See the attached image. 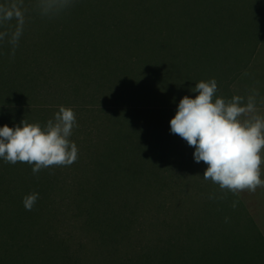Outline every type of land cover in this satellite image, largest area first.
Returning <instances> with one entry per match:
<instances>
[{
	"label": "rangeland",
	"instance_id": "rangeland-1",
	"mask_svg": "<svg viewBox=\"0 0 264 264\" xmlns=\"http://www.w3.org/2000/svg\"><path fill=\"white\" fill-rule=\"evenodd\" d=\"M13 4L23 13L22 25L15 16L0 17V94L8 80L16 81L19 91V120L8 126L26 119L44 127L60 106L71 108L76 126L69 139L77 145L78 158L70 166L37 174L27 163H7L9 172L1 169L4 187L8 183L15 189L10 191L13 198L38 193L32 211L40 208L37 218L17 208L4 221L6 208L0 204V253L6 262L122 264L177 238L178 250L192 248L186 212L198 188L181 176L188 159L175 160L173 181L163 182V191L160 180L149 183L140 174L129 186L114 181L124 185L125 169L141 167L142 158L156 157L146 159L149 166L162 163L155 151L168 154L170 142H178L170 121L183 97L198 95L191 91L196 83L215 79L216 97L231 99L235 79L260 44L264 0H73L51 16L40 13L37 0H0L2 7ZM18 29L21 35L13 44ZM196 165L197 177H202L207 165ZM164 166L169 169L171 163ZM100 178L107 182L104 194ZM233 196L242 206L235 216L241 220L244 247L259 249L264 264L258 233H264V187ZM203 199L195 198L201 200L195 214ZM115 214L124 221L121 235L112 231ZM226 237L209 247L216 250L219 264L230 257L223 245L232 242L231 227Z\"/></svg>",
	"mask_w": 264,
	"mask_h": 264
},
{
	"label": "clouds",
	"instance_id": "clouds-1",
	"mask_svg": "<svg viewBox=\"0 0 264 264\" xmlns=\"http://www.w3.org/2000/svg\"><path fill=\"white\" fill-rule=\"evenodd\" d=\"M73 0H37L36 8L45 16L57 15L70 7ZM23 23V13L13 4L0 6V17H13ZM21 31L13 36L15 44ZM195 98L183 97L176 115L170 121L171 133L195 148L194 159L207 165L205 180L217 184L221 191L233 194L264 187V113L257 107L253 93L246 99L234 96L230 100L216 97L215 79L200 81L191 89ZM264 104V100H261ZM76 126V115L71 108L60 106L53 119L42 127L26 119L14 128L0 127V159L6 163L32 165L33 174L55 166H70L78 158L77 145L70 141ZM38 193L23 198L25 210H33ZM235 207V204H233Z\"/></svg>",
	"mask_w": 264,
	"mask_h": 264
},
{
	"label": "trees",
	"instance_id": "trees-1",
	"mask_svg": "<svg viewBox=\"0 0 264 264\" xmlns=\"http://www.w3.org/2000/svg\"><path fill=\"white\" fill-rule=\"evenodd\" d=\"M263 38H264V29L261 35L260 42L263 40ZM257 48L255 49L257 50ZM176 80H179V77H176ZM15 84H17L16 81L10 83V81L8 80V83L6 82L3 90L1 91L0 127L3 126V123L7 125H13L12 123H16L19 120L17 114L20 113V109L15 107L16 105H18V103H15V99H18L16 95H18L19 91H18V87H16L15 90L14 88ZM182 88H184V84ZM13 92H15L13 96L14 101L9 102L8 100L10 99V96H12L11 93ZM174 92L177 91L175 90ZM231 98H233L232 93H231ZM172 136L173 138H176L178 141L176 144L170 142L171 144L170 146L174 150L172 149L168 150L167 148L168 154L167 152L165 153L162 150L155 151L157 158L160 159L162 162L158 166H155L153 164L150 166L147 165L146 159L149 158V161L156 159V157L150 155L148 158L147 157L144 159L142 158L141 167L136 168L130 164L131 167L129 168V170L125 169L124 171L125 175L123 176V179H125L126 181H122L124 185L120 184L121 181L119 180L118 182L117 179L115 181L114 179L111 181L112 182L114 181L117 185L119 184L121 187L129 186L131 185V182H133V179L137 177L136 175L140 174L143 176L142 180L144 181L146 179V181L149 183H150V179L160 180L158 181L160 182V184L158 183V187L161 188L163 191L164 190L163 188L167 187L164 184L167 182L166 180H169L170 183L173 181L174 178V175L172 173L173 168L175 167L176 163H178L175 162V160L178 159L179 161H181L183 159H188L190 162L187 163L186 165L187 170L181 176L182 178H188V182L191 183L193 189L198 188L196 191L197 193H195V191L193 192L198 195L194 194V197L189 199L190 204L191 203L192 204L186 212V219L187 221L191 222L189 225L190 235H187V239L192 241L193 247L186 248L185 246V247H181L180 250H178L177 245L179 238H177L174 241H171L170 244L167 245V247L161 250H150L148 255H146V257L138 254V256L136 255L137 257L135 256L131 259L124 260L122 264H219L218 259L216 261V254H217L216 250L213 252L212 250L209 249V247L213 248L214 245H219L221 242H226V241H222V239L223 237H226V234L229 232L230 227H231V237L233 238L232 242H227L226 244L223 245V250L224 251L228 250L230 253L229 255L230 257L228 256L224 257V260L220 262V264H260L262 257L259 249L253 248L252 252H250L247 248L244 247V243H243L244 239L242 240L240 234L241 220L240 218L235 216V212H237V210L242 207L239 201L237 200V198H233L234 197L233 193L230 191H221L219 186L213 183L211 180H205L203 178L204 172H202V177L198 178L197 177L198 168L196 165V161L194 159L195 148L189 146L188 143L178 135L173 134ZM162 139L164 140L163 137H156V141ZM159 143L160 145H158L157 148L161 149L162 144L161 142ZM169 162L171 163V167L169 169H163L165 168L164 166L165 163H169ZM177 167H179V165H177ZM7 168H10V165H8L4 160L1 161L0 172H2L1 169L3 171L9 172ZM5 178H6L5 175L0 174V191L5 190L3 194H1L0 192V204L5 205L6 208L5 212L7 214L4 216V221H7L8 218H12L11 216L12 214H14L17 208H20L24 210V212H27L29 214L28 216L32 218H34L35 216L37 218L39 215L40 208L37 207L34 212L32 210L31 211L25 210L23 204V196L13 198V196L11 195L12 193L10 191L11 190L15 191V189L14 187H11L8 183L6 187H4L6 181ZM198 180L202 181L200 185H196ZM99 182H100V186L102 187V193L103 194L106 193L107 192L106 180L104 178H100ZM111 189H115V187L112 186ZM40 194H43V192H40ZM8 195H10V198H8L9 197ZM201 195L204 196L202 207L201 210H198V212L195 214L199 202L201 201V200H195V198L200 197ZM233 204H235V207H233ZM239 205L241 207H239ZM180 209L181 207L177 208L178 211ZM178 214H175V216H177ZM115 220L116 223L114 224V228L112 227V231L115 233V235L117 232L118 234L121 235L120 231H122L124 227L123 226L124 221L120 214H115ZM215 220H219V222H216ZM200 224H202V226ZM168 226L171 227L170 225ZM198 227H200V229ZM218 230L222 231L221 235L219 234ZM196 232H198L199 235H197ZM204 233L206 234L204 240H206L207 243L206 242L204 243L203 240ZM258 233L260 238L263 240L262 244L264 246V236L260 230H258ZM226 239L230 241L228 237H226ZM199 242H200L199 246L196 247V244ZM201 242L202 244L204 243L203 245L205 247H208V250H210V252H208V250L207 252L202 251ZM0 250H4V248ZM0 259L3 261V264H8L6 262V258L3 253H0Z\"/></svg>",
	"mask_w": 264,
	"mask_h": 264
},
{
	"label": "crops",
	"instance_id": "crops-1",
	"mask_svg": "<svg viewBox=\"0 0 264 264\" xmlns=\"http://www.w3.org/2000/svg\"><path fill=\"white\" fill-rule=\"evenodd\" d=\"M232 91L234 96L244 97L245 102L249 95L258 94L256 96L257 107L261 113H264V104L261 103V100H264V38L260 42L249 65L233 84ZM262 167L264 168V165ZM262 174L264 176V171H262ZM261 233L264 236L262 230Z\"/></svg>",
	"mask_w": 264,
	"mask_h": 264
}]
</instances>
